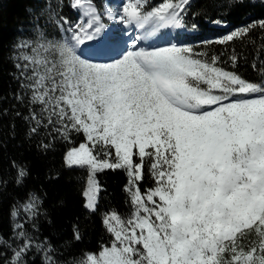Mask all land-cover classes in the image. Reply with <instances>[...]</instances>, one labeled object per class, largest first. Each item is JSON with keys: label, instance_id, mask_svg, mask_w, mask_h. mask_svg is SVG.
Returning a JSON list of instances; mask_svg holds the SVG:
<instances>
[{"label": "snow or ice", "instance_id": "1", "mask_svg": "<svg viewBox=\"0 0 264 264\" xmlns=\"http://www.w3.org/2000/svg\"><path fill=\"white\" fill-rule=\"evenodd\" d=\"M69 7L76 20L56 13L61 39L38 30L43 39L16 44L25 50L16 57L23 90L16 99L27 95L38 106L27 118L33 133L51 126L65 140L83 135L65 163L87 170L89 211L101 191L96 175L106 169L126 173L131 204L126 216L104 214L110 243L76 264H264V80L248 81L220 66L219 56L162 31L187 28L190 0H126L118 11L97 0H69ZM115 22L138 34L125 37ZM254 28L264 29V20L218 42ZM230 60L235 66L237 57ZM146 174L153 186L142 189ZM26 177L18 167L16 183ZM40 204L29 193L12 216L34 220ZM74 236L80 239L78 231ZM12 241L14 247L0 236L12 253L5 264H27L33 248L57 264L51 245L36 242L24 223H15Z\"/></svg>", "mask_w": 264, "mask_h": 264}, {"label": "trees", "instance_id": "2", "mask_svg": "<svg viewBox=\"0 0 264 264\" xmlns=\"http://www.w3.org/2000/svg\"><path fill=\"white\" fill-rule=\"evenodd\" d=\"M161 2L150 0L152 5ZM57 12L70 20L77 19L69 0L59 5L58 0H0V236L14 247L13 227L17 221L22 222L36 242L51 245L54 251L50 254L57 264H76L85 253L97 252L101 245L110 243L111 234L102 223L104 214L114 210L126 216L131 204L125 191L126 173L106 169L96 175L101 191L96 211H89L84 195L88 172L65 163L66 153L84 141L83 135L73 133L70 140H65L51 126L39 127L33 133L34 122L27 118L30 110L38 111V106L30 105L27 95L23 100L16 99L23 94L16 57L25 51L18 50L16 44L22 40L61 39ZM259 20H264V0H190L185 18L189 40L184 44L194 46L197 52H207L209 57L219 56L220 66L226 70L260 82L264 80V29L254 28L247 36L226 44L218 42L234 29ZM193 23L198 25L195 31ZM38 30L44 33L43 38ZM26 51L31 54L30 49ZM233 55L237 57L235 66L230 60ZM18 167L27 172L22 184L16 183ZM152 186V177L146 174L141 187ZM29 193L40 197L39 214L34 220L27 219L23 212L13 217L14 208ZM76 231L79 240L75 239ZM11 255L9 248L0 246V264ZM25 259L27 264H46L43 249L33 248Z\"/></svg>", "mask_w": 264, "mask_h": 264}, {"label": "rangeland", "instance_id": "3", "mask_svg": "<svg viewBox=\"0 0 264 264\" xmlns=\"http://www.w3.org/2000/svg\"><path fill=\"white\" fill-rule=\"evenodd\" d=\"M125 2H126V0H106L102 4V6L107 7V8H111L112 10L118 11L119 8L122 6V4L125 3ZM105 22L109 26H113V24H114V22L108 21L106 17H105ZM114 30L115 31H121L125 37H127L130 34H138V31H139L137 29H130L128 26L121 25L118 22H115ZM162 31H165V32L170 31L172 37H175L179 33L180 34V40L183 43H186L187 40H189V37L186 35L187 31L185 29L184 30H182V29H170V30L169 29H165V30H162ZM61 32H62V37L66 35L63 31H61ZM151 39H154V38H150V40ZM173 42H176V41L174 40ZM118 47L120 49H123V47H124L123 41L120 42ZM71 167H78V166H71Z\"/></svg>", "mask_w": 264, "mask_h": 264}, {"label": "bare ground", "instance_id": "4", "mask_svg": "<svg viewBox=\"0 0 264 264\" xmlns=\"http://www.w3.org/2000/svg\"><path fill=\"white\" fill-rule=\"evenodd\" d=\"M151 42H152V39L151 40L149 39V41L147 43H151Z\"/></svg>", "mask_w": 264, "mask_h": 264}]
</instances>
